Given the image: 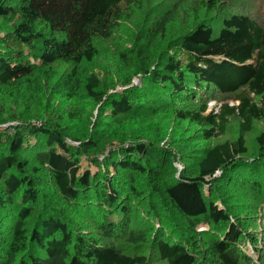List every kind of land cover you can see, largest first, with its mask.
I'll return each mask as SVG.
<instances>
[{"label":"trees","instance_id":"obj_1","mask_svg":"<svg viewBox=\"0 0 264 264\" xmlns=\"http://www.w3.org/2000/svg\"><path fill=\"white\" fill-rule=\"evenodd\" d=\"M141 1L0 0V19L10 24L0 35V96L39 82L37 68L72 63L65 95L83 92L96 111L93 129L74 145L50 123L7 125L0 105V264H264V244L244 221L264 198V131L251 152L245 139L264 117V26L246 9L201 0L191 13L214 17H194L181 30L188 0H175L119 54V90L107 92L93 72L77 84V66L97 56L95 40L110 38L122 8ZM240 89L246 95L236 105L209 110L217 94ZM168 113L196 125L203 141L224 135L230 114L238 132L201 146L113 144L128 126L144 120L146 130Z\"/></svg>","mask_w":264,"mask_h":264},{"label":"rangeland","instance_id":"obj_2","mask_svg":"<svg viewBox=\"0 0 264 264\" xmlns=\"http://www.w3.org/2000/svg\"><path fill=\"white\" fill-rule=\"evenodd\" d=\"M175 0H142L140 4L123 7V19L121 20L118 29L108 39L95 40L97 48V56L92 63L82 62L77 66V76L74 81L80 83V79L86 75V72H93L102 80V87L111 91L114 87L119 90V61L118 56L121 52H125L133 46L135 36L152 23L163 11L170 7ZM201 0H188V6L178 14L176 27L181 30H188L191 27V21L194 17L207 16L214 17L213 13L192 14L190 7L199 4ZM205 2V0H203ZM220 9H225L231 5L232 9L240 12L242 9L249 11L250 16L255 22L264 26V0H218ZM10 30V24L5 19H0V35L4 31ZM143 33V32H142ZM25 50V55L29 57L31 63L36 60ZM74 68L72 63L56 62L48 67L35 69V75L40 77V81L33 83L31 81L24 82L17 87L13 94L9 97L0 96V105L3 117L9 121L8 124H14L16 121H28L31 119L40 122L50 123L53 126L64 128L68 133L66 141L76 145L75 139L86 137L93 129L89 121L95 120L96 111L86 99L83 92H78L76 96L69 98L65 95L66 82L70 76L71 69ZM47 70L48 73L45 74ZM133 83H138L139 78L133 77ZM246 95L245 89H240L231 94H217L216 98L210 99L208 108L220 111L226 107H231L237 104L238 98ZM144 121V120H143ZM135 126H128L125 131H120L123 140H114L113 144H122L133 141L148 139L154 140L160 146L168 145L172 140H189L193 144L210 145L220 142L224 139H233L238 132L239 117L235 114L227 116V125L225 134L216 138H211L207 141L199 139V128L196 125H191L186 122L178 123L170 113L165 116L157 115L153 119V125L143 129L144 122ZM146 127V126H145ZM264 131V117L257 120L253 124L250 132L246 133L245 139L248 146V152L255 149V136L258 132ZM100 159H102L100 157ZM179 169L180 164L174 163ZM81 167L83 169L94 170L92 165H89L86 160H82ZM50 197H58L55 193H49ZM257 209L253 210L255 216L248 217L245 221L248 229L256 231L259 240V247L264 244V198L256 201ZM241 213V211H239ZM79 224L86 232L95 233L91 222L85 217L77 215ZM263 234V235H262ZM243 249H247L253 253V246L249 242H245ZM264 253V249L261 250ZM254 255V254H252ZM256 260L258 256L255 255ZM264 261V258H263Z\"/></svg>","mask_w":264,"mask_h":264}]
</instances>
